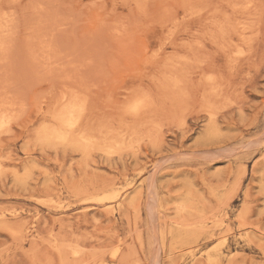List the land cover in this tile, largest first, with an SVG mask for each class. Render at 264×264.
I'll use <instances>...</instances> for the list:
<instances>
[{
  "label": "rangeland",
  "instance_id": "rangeland-1",
  "mask_svg": "<svg viewBox=\"0 0 264 264\" xmlns=\"http://www.w3.org/2000/svg\"><path fill=\"white\" fill-rule=\"evenodd\" d=\"M0 116V264H264V0H0Z\"/></svg>",
  "mask_w": 264,
  "mask_h": 264
},
{
  "label": "bare ground",
  "instance_id": "bare-ground-1",
  "mask_svg": "<svg viewBox=\"0 0 264 264\" xmlns=\"http://www.w3.org/2000/svg\"><path fill=\"white\" fill-rule=\"evenodd\" d=\"M138 107H139V106H138ZM133 108H134V107H133ZM68 109H72V110H71V111H70V110L65 111V113L67 112V114H64L65 116H64V115L62 116V117L64 118V122H62V121H63V118H62V121H61L62 124L64 123L66 126L70 125V122L68 121L69 124L67 125V124L65 123V122H66V118H65V117L69 114V115H70V118H71V115H74L75 111H77V109L74 107V105H73L72 107H69ZM73 109H76V110H73ZM69 111H70V112H69ZM0 117H4V116H0ZM70 118H69V119H70ZM69 119L67 118V120H69ZM3 120H4V118H3ZM60 120H61V119H60ZM4 121H5V120H4ZM4 121L1 122L0 125H1L2 123H4ZM6 121H7V120H6ZM70 121H72V119H70ZM68 122H67V123H68ZM72 122H75V121H72ZM7 123H8V122H7ZM4 124H5V123H4ZM71 124H72V123H71ZM71 126H74V124L71 125ZM71 126H70V128L72 129ZM62 127H64V125H62ZM68 128H69V127H68ZM68 128H67V130H66L65 128H64L63 130L68 131ZM60 131H62V130H60ZM65 131H64V134H66ZM51 133H52V132H51ZM56 133H57V131H56ZM56 133H55V134H56ZM58 133H59V132H58ZM60 133H62V132H60ZM56 135H57V134H56ZM61 135H62V134H61ZM61 135H60V137H61V141H63L62 138H64L67 134H66L64 137L61 136ZM52 136H53V135H52ZM57 136H58V135H57ZM57 136H56V137H57ZM67 136H68V135H67ZM56 137H55V138H56ZM66 138H68V137H66ZM52 139H53V138H52ZM203 223H204V222H203ZM192 235H193V234H192ZM192 235H190V236H192ZM187 237H189V236L187 235ZM187 237H186V238H187ZM182 238H183V237H182ZM186 238H185V239H186Z\"/></svg>",
  "mask_w": 264,
  "mask_h": 264
}]
</instances>
